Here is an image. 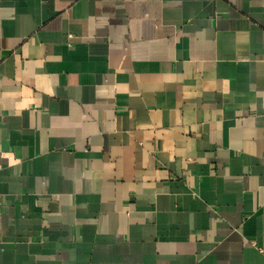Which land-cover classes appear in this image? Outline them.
I'll return each instance as SVG.
<instances>
[{
	"label": "crops",
	"instance_id": "crops-1",
	"mask_svg": "<svg viewBox=\"0 0 264 264\" xmlns=\"http://www.w3.org/2000/svg\"><path fill=\"white\" fill-rule=\"evenodd\" d=\"M0 264H264V0H0Z\"/></svg>",
	"mask_w": 264,
	"mask_h": 264
}]
</instances>
